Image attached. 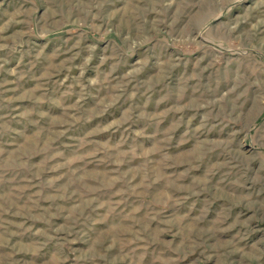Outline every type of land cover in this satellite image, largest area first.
Instances as JSON below:
<instances>
[{
  "label": "rangeland",
  "instance_id": "1",
  "mask_svg": "<svg viewBox=\"0 0 264 264\" xmlns=\"http://www.w3.org/2000/svg\"><path fill=\"white\" fill-rule=\"evenodd\" d=\"M0 264H264V0H0Z\"/></svg>",
  "mask_w": 264,
  "mask_h": 264
}]
</instances>
